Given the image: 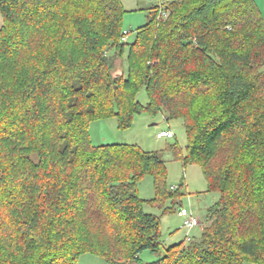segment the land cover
Returning <instances> with one entry per match:
<instances>
[{
	"label": "trees",
	"instance_id": "16d2710c",
	"mask_svg": "<svg viewBox=\"0 0 264 264\" xmlns=\"http://www.w3.org/2000/svg\"><path fill=\"white\" fill-rule=\"evenodd\" d=\"M126 11L122 0H0V264H79L84 253L111 264H264L261 8L172 0L150 8L132 41ZM143 111L183 119L186 150L173 143L174 156L200 165L220 193L200 237L165 251L145 205L178 213L184 184L168 187L157 152L94 145L89 134L92 121L127 129ZM148 175L155 196L144 199ZM147 250L157 259L143 262Z\"/></svg>",
	"mask_w": 264,
	"mask_h": 264
},
{
	"label": "rangeland",
	"instance_id": "374dc122",
	"mask_svg": "<svg viewBox=\"0 0 264 264\" xmlns=\"http://www.w3.org/2000/svg\"><path fill=\"white\" fill-rule=\"evenodd\" d=\"M127 10L123 16L122 27L130 32L128 40L132 41L138 28L144 25L150 15V8L156 5L165 6L172 0H122ZM264 16V0H256ZM1 23V19H0ZM126 53L123 57H117L113 66L115 73L126 68ZM142 105L149 101L146 90H140L137 96ZM170 129L174 133L173 138L157 137L161 130ZM89 134L94 145L107 143L138 144L145 151L157 152L165 161L168 171L167 184L169 188H175L181 183L184 184L183 206L191 207L194 212L203 219L207 208L220 199L218 191L207 190V181L202 169L198 164L184 165L180 158H175L171 148L173 143L186 150L187 137L182 118H168L164 111L152 114L149 112L138 113L131 127L121 129L115 117H108L92 121L89 127ZM138 194L144 199L155 196L153 180L150 175L144 177L138 184ZM167 202L165 206H168ZM165 206L145 205L148 212L155 213L161 219L162 250L181 241H187V230L183 226V217L177 211L165 214ZM202 233V225L199 224L190 230V236L198 239ZM143 262H150L157 259L155 253L144 251L141 254ZM79 264H111L105 259L92 253H84L78 259ZM243 264H256L245 260Z\"/></svg>",
	"mask_w": 264,
	"mask_h": 264
},
{
	"label": "built area",
	"instance_id": "2783aa9c",
	"mask_svg": "<svg viewBox=\"0 0 264 264\" xmlns=\"http://www.w3.org/2000/svg\"><path fill=\"white\" fill-rule=\"evenodd\" d=\"M163 15H166L165 11H162ZM125 33L127 32L126 30L124 31ZM157 137L162 138H173L174 133L172 130L167 129V130H161L160 132L157 133ZM178 214L183 217V226L187 230L186 237L188 239L191 238L190 236V230L200 224V217L194 212L193 208L191 205L189 207H182L180 208Z\"/></svg>",
	"mask_w": 264,
	"mask_h": 264
}]
</instances>
